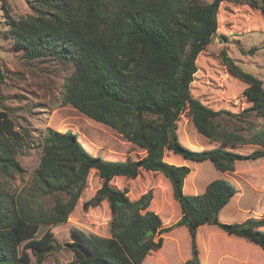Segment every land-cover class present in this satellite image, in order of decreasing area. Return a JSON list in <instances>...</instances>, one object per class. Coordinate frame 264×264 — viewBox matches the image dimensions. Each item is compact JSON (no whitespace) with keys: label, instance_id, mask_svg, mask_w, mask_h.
Here are the masks:
<instances>
[{"label":"trees","instance_id":"1","mask_svg":"<svg viewBox=\"0 0 264 264\" xmlns=\"http://www.w3.org/2000/svg\"><path fill=\"white\" fill-rule=\"evenodd\" d=\"M220 2L37 0V15L18 21L9 18V35L16 50L32 60L56 57L70 71L64 79L62 104L88 120L95 129L93 138L99 141L108 129L144 150L146 156L132 162L110 159L97 148H87L77 134L49 128L36 172L39 191L43 195L65 194L67 198H59L51 210L46 207L35 213L31 207L16 208L0 195V264L28 263L26 250L42 264L60 248L52 232L41 239H36V234L41 225L68 222L91 170L99 174L102 186L84 203V209L106 201L115 216L107 240L80 233L78 240L66 243L79 264H143L151 252L163 246L164 235L179 233L178 228L187 232L191 242L192 256L186 264H203L197 242L206 226L222 230L235 245L246 240L264 253V218L221 221L241 189L228 176L238 169H264V127L257 134L258 141L248 142L256 149L235 152L228 146H236L242 139L235 135L221 139L215 123L230 113L207 107L191 92L199 71L198 58L218 30ZM250 6L264 18V0H252ZM222 58L230 75L247 86L244 96L251 107L245 111L264 117L263 81L243 71L225 51ZM3 79L0 63V84ZM186 110L197 137L215 143L213 147L194 150L183 144L176 130ZM12 126V120L1 112V134L17 138ZM166 152L205 168L201 193L187 192L185 180L191 174L190 167L168 163ZM0 162L3 170L18 169L14 150L6 145L2 146ZM142 172L160 173L170 182L181 209L176 223L164 227L161 216L150 210L151 191L132 200L126 190L112 184L118 177L137 179ZM248 174L247 182L259 181L251 170ZM22 243L24 251L20 254ZM228 247L220 249L217 256ZM259 255L257 262H264ZM213 262L216 264V259Z\"/></svg>","mask_w":264,"mask_h":264},{"label":"rangeland","instance_id":"2","mask_svg":"<svg viewBox=\"0 0 264 264\" xmlns=\"http://www.w3.org/2000/svg\"><path fill=\"white\" fill-rule=\"evenodd\" d=\"M199 1L210 4L214 0ZM251 1L221 0L217 33L213 42L199 56V71L191 85L192 95L202 104L215 111L227 110L230 113L219 117L215 123L219 127L221 139L231 135L242 139L238 145L228 146L239 153H250L253 148H257L248 142L258 141L257 134L264 127V117L256 112L245 111L251 107L244 96L247 86L230 75L222 52L225 51L243 71L262 80L264 88V18L259 10L250 6ZM38 11L37 0H0V63L4 74L0 84V113L7 114L13 122V130L18 133V137L13 138L1 134L0 130V154L3 145L12 148L14 162L18 164V169L13 167L6 171L0 162V195L7 202H13L16 208L20 205L31 207L35 213L45 210L46 207L51 210L59 198H67L65 194L43 195L39 191L36 172L40 166L42 148L49 128L77 134L87 148H97L109 155L110 159L132 162L146 156L144 150L122 140V136L108 129L102 132L104 137L97 141L93 138L95 129L91 128L88 120L70 107L63 106V84L70 71L58 58L44 56L32 60L24 52L15 49V41L9 35V18L18 21L23 17L37 15ZM176 132L183 144L194 150H203L215 144L197 137L188 110L178 122ZM165 159L171 164L188 165L191 174L185 180L187 192H202L200 183L205 176L204 167L187 162L172 152H166ZM250 170L259 181L247 182ZM228 177L241 189L239 195L227 206L221 221L230 222L231 218L240 222L249 218L263 219L264 169L260 166L254 170L238 169ZM112 184L118 189L126 190L132 200L151 191L153 200L150 210L161 216L164 227L176 223L181 217V209L173 197L172 186L160 173L142 172L137 179L118 177ZM101 186L99 174L96 170H91L86 188L68 222L40 226L36 239L52 232L55 245L60 246L42 264H79L75 252L66 243L78 240L77 235L80 233L100 238L102 241L110 238L115 211L109 203L105 201L88 211L83 207ZM178 229H181L179 233L172 231L165 234L163 246L156 252H151L143 264H186L192 256L191 242L187 232L182 228ZM217 229L206 226L199 233L197 245L198 250L200 246L199 256L203 264H214V259L216 264H227L224 263L227 259L231 261L228 264H264L257 262L259 254L264 258V253L255 244L243 240L235 245V242H230L232 239L224 235L226 233L219 229L224 233L222 234ZM209 244L212 245L210 249ZM226 247V251L221 252L218 257L220 249ZM23 251L22 243L19 246L20 254ZM25 252L29 254L28 263L25 264H39L30 250Z\"/></svg>","mask_w":264,"mask_h":264}]
</instances>
